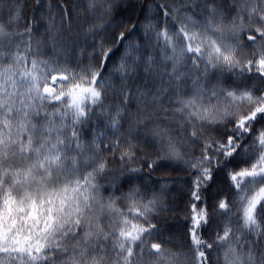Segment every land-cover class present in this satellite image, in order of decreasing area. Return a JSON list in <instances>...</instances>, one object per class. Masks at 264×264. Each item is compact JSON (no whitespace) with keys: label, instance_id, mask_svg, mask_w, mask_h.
Masks as SVG:
<instances>
[{"label":"snow or ice","instance_id":"obj_1","mask_svg":"<svg viewBox=\"0 0 264 264\" xmlns=\"http://www.w3.org/2000/svg\"><path fill=\"white\" fill-rule=\"evenodd\" d=\"M0 264H264V0H0Z\"/></svg>","mask_w":264,"mask_h":264},{"label":"trees","instance_id":"obj_2","mask_svg":"<svg viewBox=\"0 0 264 264\" xmlns=\"http://www.w3.org/2000/svg\"><path fill=\"white\" fill-rule=\"evenodd\" d=\"M173 177H177V176H182L183 174L182 173H172L171 174ZM117 194H119V193H117ZM105 195H107V193H105Z\"/></svg>","mask_w":264,"mask_h":264}]
</instances>
